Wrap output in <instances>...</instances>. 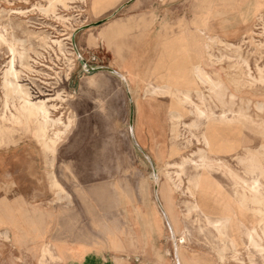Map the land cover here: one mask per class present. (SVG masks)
Wrapping results in <instances>:
<instances>
[{"label": "rangeland", "instance_id": "rangeland-1", "mask_svg": "<svg viewBox=\"0 0 264 264\" xmlns=\"http://www.w3.org/2000/svg\"><path fill=\"white\" fill-rule=\"evenodd\" d=\"M51 1L0 0V264H39L46 247L55 258L45 264H64L82 245L118 264H264V205H242L227 173L200 167L199 132L187 127L194 118L183 103L211 94L195 68L219 79L224 103L209 100L203 131L219 148L260 149L264 83L253 79L264 77V0ZM12 59L18 85L62 123L48 134L69 123L52 151L31 123L11 120L19 100L6 96L3 74ZM107 69L127 73L129 91ZM243 73L248 85L237 83ZM196 175L211 224L192 209ZM224 217L220 234L212 224Z\"/></svg>", "mask_w": 264, "mask_h": 264}, {"label": "bare ground", "instance_id": "bare-ground-1", "mask_svg": "<svg viewBox=\"0 0 264 264\" xmlns=\"http://www.w3.org/2000/svg\"><path fill=\"white\" fill-rule=\"evenodd\" d=\"M51 2L53 3V0ZM63 2L65 3V1H63ZM62 3H60V4H62ZM57 4L55 2V5H57ZM63 4H62V6H63ZM53 6H54V3H53ZM64 6H66V5H64ZM48 8H49V10H52V8L50 9V6H48ZM38 9L40 10V7ZM67 9H68V7H67ZM55 14H56V12H55ZM66 20H68V19H66ZM63 24H64V22H63ZM121 31L123 32V30H121ZM138 31H141V30H138ZM229 47H231V45H229ZM122 49H123V46H122ZM235 51L238 53L239 52V47H236ZM237 57H238V59L240 61H242V58H241L240 55H237ZM238 59H236V60H238ZM13 64H14V62H13V59H12L7 64V69L4 72V74H3V78H4L3 87L6 90V93H5L6 96L14 95L19 100L18 117L15 118L13 116L15 119L14 118H12V119L10 118V119L14 123L15 122H19V121H25L26 124L31 123L33 125V135H34V137L38 140V142L42 145V147L45 150L52 151L54 145L61 139V136L65 132H67L66 130L68 128L69 123L68 124H64L62 130H55V131H52L50 133V135L48 134L49 128L55 127V126H57L59 124H62V123L60 122L59 119H56V120L50 119V112H49V110H48V108H47V106H46V104L44 102L33 103L30 100L29 95L23 90V87L18 85V83H17L18 74L15 71ZM236 67H237L236 70L237 69L240 70V66L239 65H237ZM195 70H196V73H197L196 76H198L199 79L203 83L207 84L208 90L211 93V94H209V97L207 95V98L204 95H198L199 104H193L188 96H186V95L183 96L184 97L183 103H185L186 105H189V107L191 109L190 113L192 114V116L194 118L192 120V122L187 125V127L189 129L196 130V131L199 132L198 140L202 144L201 149H199L198 153H197V155H198L197 157L199 159L200 167L207 168V169L217 168V169H221V170H223V172L227 173L228 176H230L233 179L235 185L239 186L241 188V193H239L237 195H238V200H239V202L242 205H244V206L248 205V204H251V205H255V204L264 205V195H262L260 193V191H259L260 188H263L262 180L264 178V143L262 144L260 149L256 150V151L255 150L253 151V150H251L250 148H247V147H239V146H237L235 144H232L231 147L228 146V148H226V149L219 148L220 146H224L225 144L224 145H222V144L220 145L219 142H216V140H214L212 137H210V135H208L206 132H204L203 129H202V125H201V120L202 119H210V118H212L213 114H212L211 111L208 110L209 100L213 99V100L217 101L220 104L224 103L223 99H224V96L226 95L225 94L226 93V88L224 87L223 83L219 79H217V80L211 79L209 76H207L198 67L195 68ZM107 71L110 72L111 74L116 75L117 77L121 78L122 79V83H124L125 86L127 85V83H128L127 82V73H125V72L124 73H117V72H115V71H113L111 69H107ZM192 74H193V72H192ZM242 76H243V78H241L240 80L237 81V83H239L241 85L247 82L246 74L243 73ZM253 81L254 82L255 81H259L261 83H264V77L261 75V72H259L258 79H253ZM246 84L248 85L249 83H246ZM127 86L128 87L126 89L129 91V84ZM208 98H210V99H208ZM231 99H232V97H230L229 100H231ZM52 108H54V107L52 106ZM256 108L259 111H261L262 107L260 108L259 106H257ZM71 114H73V113H71ZM237 115H238V118L240 120H243V121L249 120V118L242 111H239L237 113ZM10 116H11V114H10ZM176 119H177V117H175V116H171V118H170L171 121L176 120ZM3 120L5 121V119H3ZM250 122H252V121L250 120ZM259 129H260V134L259 135H261L263 137V139H264V122H262L260 124ZM129 130H130V134H131V137H132V140H133L135 146L138 149H140V147L138 145V142L136 141V139L133 136V126L132 125L129 127ZM48 153L50 154V152H48ZM48 153H46V154H48ZM231 162H235L239 166V171L242 173V176L239 175L238 170L232 169L230 167V163ZM154 177L156 178V173H154ZM200 178L201 177L199 175H196L194 178H192L189 181L191 190L193 191L191 193V195L194 198V203H193L192 209L194 210V212L199 211V213L202 214L201 217L204 218L207 223L211 224L209 222V218L205 215V213L201 212V210L199 208V205H198V201L196 200V197H195V194H194L195 191L200 189V186H201V179ZM54 186H55V183H54ZM60 190H61V188H60ZM161 197H162V190H161L160 186H158L157 189H154L155 202H156V204H157V206L159 208V211L163 215L162 217H164L165 222L169 226L168 227L169 233L170 234L172 233V235L175 236L176 225H175V221H174V218H173L174 216L171 214V210H170V206L168 205V202H164L165 205L162 207L161 203L159 202ZM227 220L228 219L225 218V217L224 218H219L218 222L212 224L213 228L218 233L221 234V230L225 226L224 224L227 222ZM253 235H254V233H251V234H249V237H248L250 242H252V243H253V238H252ZM180 242H182V241H180ZM174 251H175V249H174ZM45 257H49L52 260L55 258V257H53V255H51V253H50V251L48 250L47 247L44 248L43 251H42V255H41L39 264H45V262H44V258Z\"/></svg>", "mask_w": 264, "mask_h": 264}, {"label": "crops", "instance_id": "crops-1", "mask_svg": "<svg viewBox=\"0 0 264 264\" xmlns=\"http://www.w3.org/2000/svg\"><path fill=\"white\" fill-rule=\"evenodd\" d=\"M139 13L143 14L144 15L143 17H145L146 15L149 14L146 11H141ZM137 33H138V31L136 32V34ZM229 196L232 197L230 194H229ZM164 221H165V219H164ZM166 225H167V223H166ZM167 227H169V226L167 225ZM171 235H172V233H171ZM82 246L85 247V252L80 253L79 251H75L74 248L70 249L71 252L68 250V252L65 253V255H64V264H118L117 261H115L114 259H111L107 253L87 251L86 250L87 246H85V245H82ZM118 260L120 261V259H118Z\"/></svg>", "mask_w": 264, "mask_h": 264}, {"label": "water", "instance_id": "water-1", "mask_svg": "<svg viewBox=\"0 0 264 264\" xmlns=\"http://www.w3.org/2000/svg\"><path fill=\"white\" fill-rule=\"evenodd\" d=\"M132 120H133V114H132V112H131V115H130V122H132Z\"/></svg>", "mask_w": 264, "mask_h": 264}]
</instances>
